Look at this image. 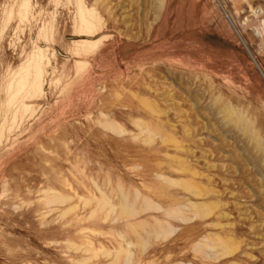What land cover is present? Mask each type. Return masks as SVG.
<instances>
[{"label":"rangeland","instance_id":"obj_1","mask_svg":"<svg viewBox=\"0 0 264 264\" xmlns=\"http://www.w3.org/2000/svg\"><path fill=\"white\" fill-rule=\"evenodd\" d=\"M31 1L0 0V264H264V0H85L90 36Z\"/></svg>","mask_w":264,"mask_h":264},{"label":"bare ground","instance_id":"obj_2","mask_svg":"<svg viewBox=\"0 0 264 264\" xmlns=\"http://www.w3.org/2000/svg\"><path fill=\"white\" fill-rule=\"evenodd\" d=\"M32 9H33V5H32V1L31 0H20V2L17 4L16 7L12 6V7H10L9 10H7V16L10 17L13 13H15L19 17L20 21H24V20H26L28 18V16L30 14H32ZM77 10H78V14H79V20L78 21L80 22V28L82 29V32H83L82 34H83V36H90L91 34L89 32L92 33V30L100 22V19H99V16L97 15L96 9L94 7H89L86 4L85 0H77ZM76 42L77 43H84L85 45H88V46H90V45L92 46V45H96L97 44V40L94 41V40L84 39V38L81 39V40H78ZM45 63H46L45 62V57L40 51L38 53H34L31 56V58L28 60L27 64L21 69V71L19 73L17 72L18 73V77L16 79L15 90H14V92H13L11 97H15L21 92H24L26 95H28L27 97L40 95L42 93V91H43V85H44V79H43L42 73H43V65ZM25 107H27L26 104H25ZM190 184L191 183H186L185 184L187 189L190 188ZM53 201H54V199H53ZM99 201H100V203L103 204V206L109 204V201L107 199H105V197L100 198ZM122 206L124 207V205H122ZM193 206H194V208L196 210L195 214L197 216H205L204 214L207 213L206 206H204V205H196V204H193ZM124 208H126V206ZM92 212L93 211H91V213ZM130 212H132V211H130ZM84 230H85V228H84ZM90 233H92V232H90ZM162 233H163V231H162ZM87 241L89 242L88 239H87ZM215 244L220 245L222 247V249H223V252H225V253H230L232 251V249L230 248L228 243H226L224 240L216 239ZM87 246L89 247V245H87ZM120 246H121V244H120ZM78 248H80V246ZM122 251H124V249L120 248V250H118L116 252L117 255L120 254Z\"/></svg>","mask_w":264,"mask_h":264}]
</instances>
